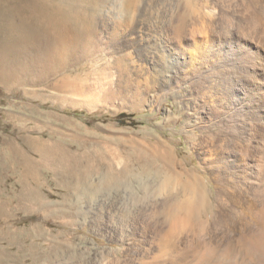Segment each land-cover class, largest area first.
I'll use <instances>...</instances> for the list:
<instances>
[{
	"label": "rangeland",
	"instance_id": "1",
	"mask_svg": "<svg viewBox=\"0 0 264 264\" xmlns=\"http://www.w3.org/2000/svg\"><path fill=\"white\" fill-rule=\"evenodd\" d=\"M171 2L177 4L173 15H183L179 5L184 0ZM106 3L111 7L92 29L87 28L75 58L56 65L34 83L14 85L0 80V157L4 141H11L37 159L24 141L29 137L55 143L52 149L58 158L56 171L32 164L36 180L28 178L26 184L36 202L32 211L23 208L26 200L20 202L21 207L16 200L24 184L19 178L22 169L15 165L16 171L9 166L2 171L0 204L6 201L9 205L5 214L0 213V264H100L110 247L122 248L124 264H130L131 253L113 226L125 229L127 237L141 245L151 239V232L139 220L126 217L116 203L102 196L93 200L91 193L110 179L107 173L142 168L147 163L164 169L160 160H154V145L169 147L175 159L205 181L206 191L211 186L203 172H208L214 188L220 186L229 135L217 121L210 127L202 124L241 95L231 89L234 96L229 100L227 91L215 88L207 76L190 72L195 53H205L208 46L217 44L218 37L179 43L168 39L166 28L150 27L142 20L148 15L149 3L158 0H133L129 6L133 14L140 3L141 7L130 26L112 19L120 0ZM83 10L82 17L88 22L95 7L87 5ZM170 49L182 51L184 63L171 56ZM208 135L215 138L214 145L206 143ZM221 141L224 147H219ZM172 188L174 197L184 194L179 186ZM161 194L173 197L163 188ZM87 248L90 252L85 255Z\"/></svg>",
	"mask_w": 264,
	"mask_h": 264
},
{
	"label": "bare ground",
	"instance_id": "2",
	"mask_svg": "<svg viewBox=\"0 0 264 264\" xmlns=\"http://www.w3.org/2000/svg\"><path fill=\"white\" fill-rule=\"evenodd\" d=\"M96 2L97 0H0V80L14 85L34 83L43 79L56 65L75 58L83 47L87 30V21L82 17L83 7H95ZM132 2L133 0H128L129 6ZM186 40L193 42L191 39ZM169 54L184 63L182 51L170 49ZM194 59L190 72L207 76L215 88L220 87L224 93L227 91L229 100L234 96L231 89L241 95L233 105L221 108L220 115L202 124L206 127L217 121L224 125L229 135V144L224 147L222 155L225 165L220 164V186L213 189L212 195L210 187H207L208 192L206 188L203 189L205 181L201 178L202 186L182 183L181 177L186 179L190 170L184 167L183 162L175 159L172 150L164 145H154L152 152L154 160H160L164 165L166 177L162 188L173 196L174 184L184 193L180 197L175 196L169 208L173 217V233L195 229L197 226L203 231L214 212L216 230L210 236L208 247L196 246L189 249L181 242L170 246L164 257L154 261V264H264V247L258 248L256 243L264 244V47L234 34L228 39L217 38V44L208 46L205 53H195ZM204 94L203 92V97ZM237 140L247 143V157H242L236 150L234 141ZM24 141L29 143L34 154L37 153L36 160L24 154L11 141H4L0 164L3 170L7 166L14 168V171L16 166L22 169L18 171L24 184L16 194V200L19 207L20 202L26 200L24 202L28 204L24 203L23 208L32 211L36 202H32L31 190L26 185L28 178L36 180L37 175L34 173L37 170L33 173L32 164L42 168L53 167L52 171H56L58 158L52 149L56 147L55 143L49 145L44 140L31 141L29 137H25ZM148 165L143 164L142 167ZM169 167L176 173L174 177L168 172ZM120 173L118 171L104 175L111 178ZM7 203L2 201L0 204L1 214L7 210ZM113 227L118 239L125 242V247L131 253L130 264L151 260L160 253V247L154 242L152 233H149L151 239L141 245L128 238L122 227Z\"/></svg>",
	"mask_w": 264,
	"mask_h": 264
},
{
	"label": "clouds",
	"instance_id": "3",
	"mask_svg": "<svg viewBox=\"0 0 264 264\" xmlns=\"http://www.w3.org/2000/svg\"><path fill=\"white\" fill-rule=\"evenodd\" d=\"M141 3L133 14L129 9L128 0H120L119 11L112 19L116 23L132 25L136 22ZM110 7L106 0H97L95 11L86 27L92 29L97 18ZM176 7L177 4L171 0H158L156 4L149 3L148 15L142 17V20L150 27L166 28L168 39L178 43L184 39L195 41L198 37L207 39L211 35L228 39L235 34L264 47V0H184L179 5L183 15L180 12L173 15L172 10ZM214 139L208 135L206 143L214 145ZM234 143L240 155L247 157V143L240 140ZM219 147H224V141H221ZM168 172L173 177L176 175L171 167L168 168ZM203 175L207 177L208 185L214 189L210 178L204 172ZM165 177L166 173L163 169L151 165L133 168L111 176L91 193L93 200L102 196L106 201L116 203L126 217L139 220L143 228L152 233L154 242L160 247V253L151 260L140 261V264H154V261L164 257L170 246L181 242L189 249L196 246L208 247L210 236L216 230L214 212L203 231L197 226L195 229L173 233V217L169 208L175 197L166 198L161 194ZM181 182L198 186H202L203 183L199 176L192 174L191 170L186 179L181 177ZM196 223L199 224L198 221ZM256 243L258 248L264 247L261 242ZM100 248L103 252L104 247ZM88 252H90L89 248L85 249V255ZM122 252L123 249L120 247H110L109 254L101 256L100 264H124Z\"/></svg>",
	"mask_w": 264,
	"mask_h": 264
},
{
	"label": "crops",
	"instance_id": "4",
	"mask_svg": "<svg viewBox=\"0 0 264 264\" xmlns=\"http://www.w3.org/2000/svg\"><path fill=\"white\" fill-rule=\"evenodd\" d=\"M3 170V169H2ZM0 176H1V173H0ZM23 188V187H22ZM22 190V189H21Z\"/></svg>",
	"mask_w": 264,
	"mask_h": 264
},
{
	"label": "trees",
	"instance_id": "5",
	"mask_svg": "<svg viewBox=\"0 0 264 264\" xmlns=\"http://www.w3.org/2000/svg\"><path fill=\"white\" fill-rule=\"evenodd\" d=\"M124 115V114H123Z\"/></svg>",
	"mask_w": 264,
	"mask_h": 264
}]
</instances>
